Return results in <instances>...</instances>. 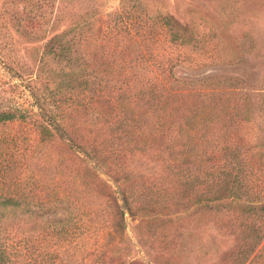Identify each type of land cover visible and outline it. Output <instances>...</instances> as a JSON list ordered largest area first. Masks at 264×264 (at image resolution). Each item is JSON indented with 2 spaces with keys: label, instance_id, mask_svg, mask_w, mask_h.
<instances>
[{
  "label": "rangeland",
  "instance_id": "374dc122",
  "mask_svg": "<svg viewBox=\"0 0 264 264\" xmlns=\"http://www.w3.org/2000/svg\"><path fill=\"white\" fill-rule=\"evenodd\" d=\"M125 9L130 18L123 27L117 16ZM159 13L186 24L187 43L169 44L165 32L154 25ZM60 46L68 48L74 59L59 57ZM149 52H157L161 63L167 62L166 53L170 56L176 76L162 82L174 94L212 92L218 105L227 97L228 106L239 110L235 117L241 119L236 123L257 137L264 135V0H0V108L2 96L26 104L32 89L63 96L52 106L61 114V125L88 137L106 135V126L128 110L140 124L147 105L133 92L145 80L130 73L126 58L150 61L147 58L154 56ZM143 121L145 127L152 122L148 117ZM37 129L31 117L0 122V191L29 193L26 208L0 207V236L15 232L18 237L23 232L43 250L54 245L66 249L59 253L65 260L62 264H98L99 235L102 227V232L110 228V207L105 197L82 189L77 190L85 194L81 201L69 202L67 211L55 208L38 214V202L50 200L52 189L53 198L65 194L71 201L75 193L62 185L72 181L78 186L76 154L64 140H40ZM11 159L8 165H14H2ZM134 161L128 167L131 172L154 174V168L145 169L151 165L147 160ZM70 213L75 218L66 221ZM179 213L184 226L170 222V235L179 249L177 264H225L236 247L233 229L240 219L236 212L195 213L192 223H184L185 214ZM124 217L122 238L130 243L127 255L162 264L156 260L166 255L161 243L150 242L134 226L136 217ZM71 220L81 230L74 226L72 238L55 241L52 228ZM118 250L123 252L122 244ZM125 255L119 258L125 261Z\"/></svg>",
  "mask_w": 264,
  "mask_h": 264
},
{
  "label": "trees",
  "instance_id": "16d2710c",
  "mask_svg": "<svg viewBox=\"0 0 264 264\" xmlns=\"http://www.w3.org/2000/svg\"><path fill=\"white\" fill-rule=\"evenodd\" d=\"M129 14L125 9L117 16L123 27L127 26ZM154 20L155 27L165 32L170 45L187 43L189 34L185 23L170 14L160 13ZM68 52V48L60 46L56 54L73 60ZM149 55L154 56V59L147 58L153 62L147 61L146 57L141 60L126 58L130 73L145 80L144 85L132 91L147 105L142 122L137 124L128 110L106 126L104 136L88 137L77 128L67 130L62 126L61 114L52 106H56L63 96L55 92L38 94L30 89L26 104L14 97L2 96L4 107L0 108V122L31 117L36 121L40 140L47 141L52 137L64 140L70 152L76 154L73 163L77 164L78 187L72 181L62 185L65 191L75 193L72 200L68 201L65 194L53 198L52 189V195L47 198L51 199L44 202L47 205L38 202L37 212L41 210L38 214L52 212L55 208L67 211L69 202L81 201L83 193L78 191L82 189L93 196L99 194L110 207L107 216L110 228L105 227L102 232L101 226L98 264H151L127 255L130 243L122 238L125 214L138 219L134 226L150 242L161 243L166 255H158L157 261L177 264L179 249L170 235V222L176 227L184 226L181 224L184 218L179 212L185 214L187 221L184 223H192L195 213L236 212L240 218L237 228L233 229L236 247L229 252L225 264H264V135L257 137L252 129L236 123L241 119L235 117L239 110L233 105L228 106L227 97L218 105L219 98L212 92L195 91L190 97L174 94L162 82L176 76L174 64H169L170 56L166 53L163 60L167 62L161 63L157 52H149ZM242 111L249 116L245 109ZM146 117L152 122L145 127L143 120ZM141 158L151 163L145 169L154 168L153 175L129 170L132 162ZM13 161L2 165L11 167L14 164H8ZM28 197L29 193L22 190L0 191V207L16 209L24 205L26 208ZM52 199L56 204L53 205ZM92 211L96 217L99 215L96 208ZM1 212L0 209V215ZM71 213L66 221L75 218ZM17 219L12 222L17 224ZM74 221L52 228L54 240L72 238L74 226L80 228ZM14 233L0 236V264H62L65 261L59 253L66 249L60 250L54 245L46 251L38 241L22 235L23 232L18 237ZM94 241H98L95 235ZM121 244L123 252L118 250ZM120 254H126L125 261L119 258Z\"/></svg>",
  "mask_w": 264,
  "mask_h": 264
}]
</instances>
